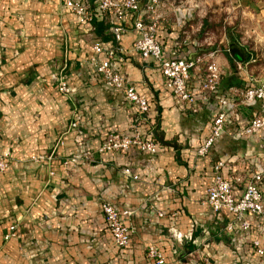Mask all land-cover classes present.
Listing matches in <instances>:
<instances>
[{"label":"crops","instance_id":"crops-1","mask_svg":"<svg viewBox=\"0 0 264 264\" xmlns=\"http://www.w3.org/2000/svg\"><path fill=\"white\" fill-rule=\"evenodd\" d=\"M88 1L94 21L82 23L66 0H0V160L9 154L10 162L0 172V264H155L151 247L170 263L192 258L200 264H264L254 246L264 250V218H250L249 232H229L228 213L218 218L206 203L218 162L225 163L224 178L237 179V196L255 165H264V130L238 136L257 115L242 104L255 60L243 63L242 47L235 45L205 52L182 31L184 13L172 0H160L164 57L206 58L215 51L221 90L236 103L223 137L200 158L221 108L216 97L202 100L203 67L192 72L193 112L169 90L160 65L134 49L140 37L135 17L125 20L118 43L111 16L96 17L94 0ZM148 1L142 0L143 9ZM96 44L104 52L97 54ZM110 51L127 86L149 101L147 114L122 92L107 91L104 75L90 65L94 58L106 61ZM63 82L69 93L60 91ZM136 132L156 142L158 155L100 152L108 135ZM33 156L52 158L34 163ZM104 203L132 213L122 215L131 232L125 249L107 228ZM13 226L16 237L5 240Z\"/></svg>","mask_w":264,"mask_h":264},{"label":"built area","instance_id":"built-area-1","mask_svg":"<svg viewBox=\"0 0 264 264\" xmlns=\"http://www.w3.org/2000/svg\"><path fill=\"white\" fill-rule=\"evenodd\" d=\"M88 0H66V6L77 14L82 23L92 22L93 17L88 13ZM160 0H149L146 7L142 8V0H94L96 17L110 15L112 18L111 33L116 42H121L126 28L124 22L129 17H135L134 29L140 33V37L134 43V49L141 54L143 59H153L160 65L162 76L167 80V86L175 98L186 105L193 112H198L196 98L191 90L190 81L192 72L199 65L203 78L200 85L202 100L207 102L210 97H216L220 104V110L214 119L212 134L198 150V156L205 158L209 155L213 146L219 141L224 133L227 117L230 112L236 109V103L230 102L221 90L222 70L216 61V52H209L206 58L197 59L169 58L166 59L165 51L158 38ZM94 50L97 54L104 52V49L96 44ZM106 61H99L94 58L90 65L96 73L105 77V88L107 91H119L124 94L129 103L138 106L140 111L147 114L150 110L149 101L145 96L137 93L134 87L127 86L126 78L113 66L115 52H108ZM61 92L69 93L66 82L61 84ZM242 104L247 108L257 110L250 124L238 132L239 137H251L264 130V82L254 84V79L250 80L248 87L242 94ZM79 117L72 124L73 128L78 127ZM136 149L144 154L156 156L159 153L156 142L152 139L143 138L142 134L136 132L134 136H122L120 134L108 135L101 147L100 152L128 153ZM51 156H33L31 162L42 163L50 160ZM224 162H218L215 167V178L208 188L206 203L218 217H222L227 212L231 220L227 225L229 232L241 230L249 232L252 229L250 218H264V165L256 164L251 177L246 184L243 193L236 195V178L226 179L222 175ZM10 168L9 154H5L0 160V172L4 173ZM125 174L130 175L131 170H125ZM138 179V176H133ZM106 224L113 240L118 248L125 249L131 242V232L122 221V215H131L129 210L121 212L112 203L102 205ZM16 237V226L10 228L5 240ZM179 238V237H178ZM181 239V236L180 238ZM236 243H238L235 240ZM258 253L263 256L264 250L259 249V243L255 242ZM155 264H200L192 258L184 261L170 263L164 254L155 247H151L148 252Z\"/></svg>","mask_w":264,"mask_h":264},{"label":"rangeland","instance_id":"rangeland-1","mask_svg":"<svg viewBox=\"0 0 264 264\" xmlns=\"http://www.w3.org/2000/svg\"><path fill=\"white\" fill-rule=\"evenodd\" d=\"M172 3L185 15L181 20L183 24L186 22L182 31L204 46L205 52L210 48L228 50L237 44L254 54L255 62L248 66L254 84L264 80V0H172Z\"/></svg>","mask_w":264,"mask_h":264},{"label":"trees","instance_id":"trees-1","mask_svg":"<svg viewBox=\"0 0 264 264\" xmlns=\"http://www.w3.org/2000/svg\"><path fill=\"white\" fill-rule=\"evenodd\" d=\"M235 46H237V47H240V46H238L237 44H235ZM241 49V48H240ZM243 49H245V48H243L242 47V49H241V60L243 61V63H248V62H252V61H254L255 60V58H254V54H252V53H249L246 49L245 50H243ZM228 57H229V59H230V61H232L233 60V58L230 56V55H228ZM239 87H244L245 86V84L243 83V82H240V83H238L237 84ZM248 86H246V88H247Z\"/></svg>","mask_w":264,"mask_h":264}]
</instances>
